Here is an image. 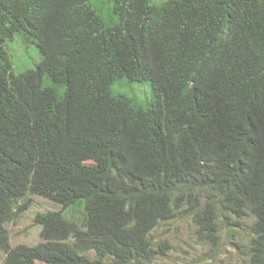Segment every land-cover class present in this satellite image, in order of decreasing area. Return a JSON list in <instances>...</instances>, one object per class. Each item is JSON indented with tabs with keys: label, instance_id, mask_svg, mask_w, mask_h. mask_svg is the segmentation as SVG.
I'll return each instance as SVG.
<instances>
[{
	"label": "trees",
	"instance_id": "trees-1",
	"mask_svg": "<svg viewBox=\"0 0 264 264\" xmlns=\"http://www.w3.org/2000/svg\"><path fill=\"white\" fill-rule=\"evenodd\" d=\"M98 1L0 0L3 264H152L170 250L160 223L192 216L215 238L249 210L248 264H264V0H104L106 17ZM18 33L42 58L15 73ZM121 79L151 81L147 107ZM27 193L62 209L12 245Z\"/></svg>",
	"mask_w": 264,
	"mask_h": 264
},
{
	"label": "rangeland",
	"instance_id": "rangeland-1",
	"mask_svg": "<svg viewBox=\"0 0 264 264\" xmlns=\"http://www.w3.org/2000/svg\"><path fill=\"white\" fill-rule=\"evenodd\" d=\"M155 1L159 3L164 0ZM94 5L102 16H107L104 0H99ZM22 37L23 35L18 33L13 40L7 42L15 73L36 67L42 58L35 40L26 41ZM112 89L115 94L131 98L137 107H147L153 96L149 79L144 82L121 79ZM16 208L18 213L7 223L11 244L35 245L42 241V227L35 221L37 213L60 210L62 205L45 196L27 193L19 199ZM84 213L82 204L65 210L67 217L77 220ZM254 220L255 216L250 210L245 218L220 216L217 236L211 238L199 233V226L192 216L177 215L171 221L160 223L151 232L150 239L155 246L163 243L170 245L168 253L158 256L152 264H248L249 243L252 237L250 226ZM5 257L6 253L0 250V264H3ZM37 264L43 263L37 261Z\"/></svg>",
	"mask_w": 264,
	"mask_h": 264
}]
</instances>
